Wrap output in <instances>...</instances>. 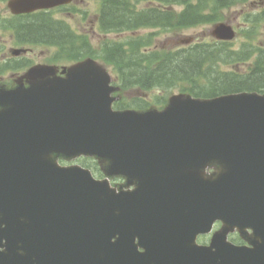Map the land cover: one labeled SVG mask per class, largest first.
<instances>
[{
    "label": "water",
    "instance_id": "95a60500",
    "mask_svg": "<svg viewBox=\"0 0 264 264\" xmlns=\"http://www.w3.org/2000/svg\"><path fill=\"white\" fill-rule=\"evenodd\" d=\"M68 1L9 5L30 11ZM209 32L235 36L227 22ZM109 81L86 59L64 78L0 92V264H259L264 94L173 95L161 110H114ZM82 154L107 161L108 175L124 174L136 188L116 192L56 160ZM209 165L216 172L206 174ZM216 219L222 230L196 245ZM234 227L252 230L253 247L225 241Z\"/></svg>",
    "mask_w": 264,
    "mask_h": 264
},
{
    "label": "trees",
    "instance_id": "16d2710c",
    "mask_svg": "<svg viewBox=\"0 0 264 264\" xmlns=\"http://www.w3.org/2000/svg\"><path fill=\"white\" fill-rule=\"evenodd\" d=\"M145 2V6L141 2ZM250 0H101L98 27L103 32L135 31L152 27L162 30L188 28L222 20V10ZM252 1V0H251ZM258 9L244 14L246 26L240 29L246 41L238 47L232 41L209 39L181 49L144 52L141 47L151 38L122 42H106L99 56L119 67L124 88L136 85L142 89L171 90L198 97H212L239 91L264 92V47L247 41L264 23V0ZM181 6V9H175ZM30 25V26H29ZM25 25L23 31L31 39H59L60 32L51 26ZM85 47L82 56H95L90 44L82 38L71 40L73 52ZM65 49V48H64ZM77 53V52H76ZM73 58L78 57L72 54ZM236 65H244L237 69ZM158 102L166 99L158 97Z\"/></svg>",
    "mask_w": 264,
    "mask_h": 264
},
{
    "label": "flooded vegetation",
    "instance_id": "af4514ba",
    "mask_svg": "<svg viewBox=\"0 0 264 264\" xmlns=\"http://www.w3.org/2000/svg\"><path fill=\"white\" fill-rule=\"evenodd\" d=\"M9 2V0H0V89L25 88L34 81L64 76L68 65L60 63L64 61L71 62L67 59V56L71 57L67 52L72 49L73 33L81 36V40L86 35L74 30L65 21L67 15L72 18V11H74V7H77L75 5L76 0H72L67 4L24 13L12 11ZM27 24L57 28L60 32L58 41L41 38L35 40L26 37L23 29ZM34 66L49 67L50 73L43 76L39 75L40 73L29 75V70ZM133 88H129L127 91L131 92ZM135 92L142 93L139 90H135ZM121 95L122 93L117 95L118 102L121 100ZM117 101L115 104L117 108H125L118 106ZM118 179L123 180V182L117 184V186L125 187L124 178L118 177ZM219 224L220 222L216 221L213 229L218 228ZM206 235H198V243L207 244ZM232 235L237 234L232 232L228 236L233 244L238 246L249 245L248 241L242 238H233ZM198 238H202V240H198ZM139 250H142V248L139 247ZM258 261L259 264H264V256L259 257Z\"/></svg>",
    "mask_w": 264,
    "mask_h": 264
},
{
    "label": "rangeland",
    "instance_id": "374dc122",
    "mask_svg": "<svg viewBox=\"0 0 264 264\" xmlns=\"http://www.w3.org/2000/svg\"><path fill=\"white\" fill-rule=\"evenodd\" d=\"M260 0H250L242 5H235L229 8H225L222 10L221 16L223 19L221 21H227L231 23L233 26L237 27V34L233 39V46L238 47L240 42L246 41V35L240 29L246 26V21L244 14L248 12H252L258 9L260 6H254V4H258ZM74 7V11H72L73 16L67 15L65 21L69 23V25L76 31L86 34L92 49L97 52L99 50V45L102 42H122L127 40L130 36H135L136 38H151V42L144 45L147 50H155L159 52H166L168 50H174L178 48H182L186 46L184 43V38L191 37L190 42H202L209 40V24H202L196 27H188V28H180V29H172V30H162L156 28H142L134 32H111V33H100L98 30V25L96 23V15L100 8V0H76ZM142 6H145V2H141ZM175 9H181V6H176ZM84 14H83V13ZM249 42H253L255 45H260L264 47V23L260 24L259 27L255 29V32L248 38ZM37 51V50H36ZM97 55V54H96ZM94 60L100 64L110 75L111 79L116 78V72L114 67L110 64H106L99 57L94 58ZM76 62V61H74ZM73 61H64L60 64L71 65L74 63ZM237 69H242L245 67L244 65H236ZM143 90V91H142ZM137 93L134 91L131 92H122L125 95L126 103L130 102L136 96L145 97L146 102H148L149 106L156 105L157 100L155 99V95L159 97L168 98L172 94H176L178 91L176 88H172L171 90H163V89H142ZM120 95V94H119ZM122 96V95H121ZM130 106V105H128ZM159 107V105H157ZM62 164H72L79 163L84 165L85 167L93 168L96 171L95 176L98 178L104 177V174L101 170L100 164L96 159L89 158L85 159L83 157L74 158V159H63L59 160ZM212 168H207L206 172L210 173ZM112 185L121 184L123 180L118 178H113L110 180ZM115 183V184H114ZM234 237H236L234 235Z\"/></svg>",
    "mask_w": 264,
    "mask_h": 264
}]
</instances>
